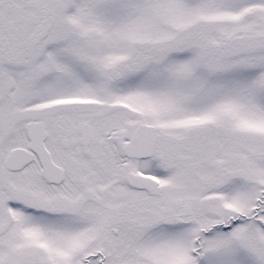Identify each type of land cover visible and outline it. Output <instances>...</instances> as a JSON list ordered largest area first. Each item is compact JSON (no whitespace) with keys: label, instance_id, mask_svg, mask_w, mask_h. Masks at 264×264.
Wrapping results in <instances>:
<instances>
[{"label":"snow or ice","instance_id":"snow-or-ice-1","mask_svg":"<svg viewBox=\"0 0 264 264\" xmlns=\"http://www.w3.org/2000/svg\"><path fill=\"white\" fill-rule=\"evenodd\" d=\"M0 264H264V0H0Z\"/></svg>","mask_w":264,"mask_h":264}]
</instances>
